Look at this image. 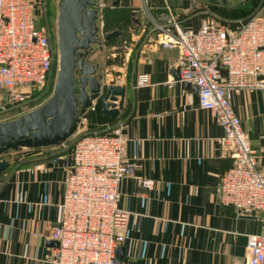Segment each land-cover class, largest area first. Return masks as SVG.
I'll list each match as a JSON object with an SVG mask.
<instances>
[{
	"label": "crops",
	"instance_id": "obj_1",
	"mask_svg": "<svg viewBox=\"0 0 264 264\" xmlns=\"http://www.w3.org/2000/svg\"><path fill=\"white\" fill-rule=\"evenodd\" d=\"M33 1L39 10L43 0ZM49 1L44 0L45 8ZM199 1L215 14L233 11L235 17L221 18L229 23L260 2L255 6L247 0L232 9L223 0ZM117 5L130 8L133 24L128 69L115 82L125 86L122 105L111 119L93 101L80 117L94 115L85 125L93 132L120 124L123 157L139 163L134 175L124 176L117 186L116 206L126 214L119 264H246V236L264 233V211L237 212L218 202L219 175L233 163L230 152L216 141L223 130L211 112L197 106L193 85L177 80L176 49L152 44L148 34L151 21L172 10L185 11V6L180 0H118ZM136 13L141 20L133 18ZM176 18L193 31L214 19ZM140 73L147 74V84L132 88ZM229 103L255 150L256 167L264 173V87L233 89ZM77 125L59 144L25 148L32 151L8 161L1 173L0 264H51L55 246L48 228L59 218L70 148L81 129ZM139 178L151 180L150 187L141 186Z\"/></svg>",
	"mask_w": 264,
	"mask_h": 264
},
{
	"label": "built area",
	"instance_id": "obj_2",
	"mask_svg": "<svg viewBox=\"0 0 264 264\" xmlns=\"http://www.w3.org/2000/svg\"><path fill=\"white\" fill-rule=\"evenodd\" d=\"M37 13L33 0H0V116L39 98L53 73V49L44 29L35 27ZM231 23L216 18L193 31L168 12L151 21L148 34L152 44L176 49L177 80L196 87L197 106L211 112L223 130L216 141L233 163L219 175L218 202L237 212L264 211V173L229 103L233 89L264 87V0ZM147 82L140 73L131 87ZM77 124L59 218L48 228V239L57 242L49 261L114 264L126 218L116 206L117 186L139 163L123 157L120 124L103 132L88 131L83 116ZM139 183L149 188L151 180ZM246 252V264H264V233L246 236Z\"/></svg>",
	"mask_w": 264,
	"mask_h": 264
},
{
	"label": "water",
	"instance_id": "obj_3",
	"mask_svg": "<svg viewBox=\"0 0 264 264\" xmlns=\"http://www.w3.org/2000/svg\"><path fill=\"white\" fill-rule=\"evenodd\" d=\"M56 3L57 69L52 92L41 104L16 118L0 121V175L9 164L2 156L9 151L65 141L93 101H98L101 113L111 119L116 118L122 105L125 86H103L101 74H96L97 64L86 60L92 46L101 44L95 25L97 0H56ZM117 4L118 0L112 2ZM117 35L118 31H111L104 39L108 41ZM193 88L196 91L194 85ZM50 242L57 246L56 241ZM122 255L123 247L118 246L114 264H119Z\"/></svg>",
	"mask_w": 264,
	"mask_h": 264
},
{
	"label": "rangeland",
	"instance_id": "obj_4",
	"mask_svg": "<svg viewBox=\"0 0 264 264\" xmlns=\"http://www.w3.org/2000/svg\"><path fill=\"white\" fill-rule=\"evenodd\" d=\"M212 2L216 1L219 2L220 0H211ZM225 4L228 6L235 8L236 5L243 4L247 0H223ZM97 2L100 4L98 7V18L96 21V25L98 27V34L101 39L100 46L94 45L92 46L91 51L86 56V60L97 64V70H99V74H101V82L103 86L109 85V84H117L115 82H118L120 80V77L118 75L124 73V71H127V65L126 62L128 61L129 53L133 50L130 48L131 46V40H130V34L131 28L133 24L129 21L127 22H115V28H118V30H121L120 35L117 37L106 41L104 39V35L109 32L108 28H110L108 25L105 26L103 23V15H104V9L110 8V0H97ZM215 2V3H216ZM177 3V0H176ZM201 2L199 0H180V5L185 6V11H173L172 15L174 18L179 17L181 20H188L190 18L195 17V15H202L206 18H232L235 17L234 14H232L231 11L229 15H219L215 14V11H212L213 9H210L211 7L208 5V9L203 8L204 6L199 5ZM255 6H256V0H254ZM190 4H194L193 6L189 7ZM202 4V3H201ZM196 5V6H195ZM46 4L43 1L40 3V9L38 10V13L36 15L35 20V27L36 28H43L46 34L48 35L50 45L52 49L56 50V31H55V23H56V7H54V0H50L48 3L49 8H45ZM201 6V7H200ZM116 7H119L118 5ZM121 9H124L126 14L129 13L130 8L129 7H119ZM255 8V7H254ZM112 10V9H110ZM206 11V12H205ZM177 12H180L177 14ZM199 12V13H197ZM202 12V13H201ZM197 13V14H195ZM135 15V14H134ZM139 18V20L142 19L140 13H136L133 18ZM178 18V19H179ZM177 19V18H176ZM47 25L51 28V34L47 32ZM56 69H57V61H56ZM56 69H53V73L51 75V78L49 80L48 86L44 88L39 98L32 100L28 102L25 106L16 108L15 110L11 111L10 113H7L5 115L0 116V121H5L9 119L16 118L21 113L29 110L30 108H33L39 104H41L52 92L53 83L55 79V72ZM55 70V71H54ZM96 74H98L96 72ZM96 105H99L98 101H95ZM85 116V114L83 115ZM92 114H90L88 117L86 116V119H93ZM85 119V122H86ZM94 121V120H92ZM87 125V124H86ZM81 128V126L79 127ZM32 150L30 149H20L19 151L11 152L7 155V158H5L7 161L14 162L20 156V154H27L30 153Z\"/></svg>",
	"mask_w": 264,
	"mask_h": 264
},
{
	"label": "trees",
	"instance_id": "obj_5",
	"mask_svg": "<svg viewBox=\"0 0 264 264\" xmlns=\"http://www.w3.org/2000/svg\"><path fill=\"white\" fill-rule=\"evenodd\" d=\"M117 5H110V8H106L104 9V15H103V23L105 26H109L110 28H108L109 32L111 31H118V35H120L121 30H118V28H115V22L117 21H121V22H127L130 20H132V14L129 11L128 14L124 13L125 10L121 9L119 7H116ZM112 9V10H110ZM108 33V32H107ZM117 35V36H118ZM116 36V37H117ZM111 40V39H110Z\"/></svg>",
	"mask_w": 264,
	"mask_h": 264
},
{
	"label": "flooded vegetation",
	"instance_id": "obj_6",
	"mask_svg": "<svg viewBox=\"0 0 264 264\" xmlns=\"http://www.w3.org/2000/svg\"><path fill=\"white\" fill-rule=\"evenodd\" d=\"M95 9V8H94ZM97 9V14H98V7L96 8ZM96 21H97V19L95 20V25H96ZM97 26V25H96ZM47 32L49 33V34H51L50 32H51V28L49 27V25H47ZM55 31H56V23H55ZM97 35L99 36V34H98V30H97ZM100 37V36H99ZM56 41H57V34H56ZM56 61H57V52H56V50H54V48H53V64H52V71H53V69H56ZM55 71V70H54ZM75 74H77V72L75 71ZM51 78V77H50ZM4 156V155H3ZM2 156V157H3Z\"/></svg>",
	"mask_w": 264,
	"mask_h": 264
}]
</instances>
